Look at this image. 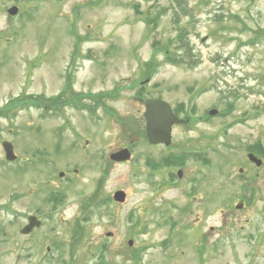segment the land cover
Listing matches in <instances>:
<instances>
[{
    "label": "rangeland",
    "instance_id": "obj_1",
    "mask_svg": "<svg viewBox=\"0 0 264 264\" xmlns=\"http://www.w3.org/2000/svg\"><path fill=\"white\" fill-rule=\"evenodd\" d=\"M181 2L185 14L176 0H0V108L17 97L56 94L68 74L75 78L72 92L120 89L107 103L114 115L102 108L95 114L67 109L63 123L24 106L0 117V144L10 142L23 158L21 164L6 162L0 146V264H62L68 255L57 243L68 244L81 205L105 170L97 198L107 201L85 224L75 264H133L127 253L139 248L141 264H264V238L251 245L241 230L249 214L264 231V179L256 205L235 209L244 147L256 140L264 146V0ZM11 6L18 9L15 16L6 13ZM158 9L165 14L147 26L144 21ZM180 30L191 48L187 57L173 45ZM169 41V56L182 60L177 65L160 50ZM148 64L149 78L143 75ZM144 99L194 109L187 124L173 127L166 151L140 135L131 139L120 122L132 116L142 130ZM211 109L218 114L205 119ZM122 148L131 159L110 162L109 155ZM201 149L203 162L188 158L181 167L157 170L146 165ZM177 170L183 181L171 186L164 177ZM200 173H212L205 187L210 197L187 198L186 179ZM49 191L65 196L55 210ZM116 191L125 193L124 203L112 200ZM28 215L42 226L23 236ZM211 228L214 247L202 262L198 232ZM101 246L107 250L100 254Z\"/></svg>",
    "mask_w": 264,
    "mask_h": 264
},
{
    "label": "flooded vegetation",
    "instance_id": "obj_2",
    "mask_svg": "<svg viewBox=\"0 0 264 264\" xmlns=\"http://www.w3.org/2000/svg\"><path fill=\"white\" fill-rule=\"evenodd\" d=\"M7 10H6V13H7ZM165 11L166 10L158 9L155 11V13L152 16H148V18L150 21H157L165 14ZM74 79H75L74 76L70 74H68L64 79L62 78L63 80L62 82H64L62 89L58 91L56 94H52L50 96H45L44 94L32 95L31 96L32 104L29 107L33 108L35 111H42L45 114H47L49 117H52V118L57 117L59 119H62L63 123L67 122V118L65 116L66 115L65 111L67 109L76 108V109L84 110V111L89 110V113L94 112L95 114L97 110L101 109V104L98 101L97 97L95 96L96 93H91V92L82 93V92H75V91L72 92V89H73L72 86L74 85ZM86 103H88V105ZM209 112L210 110L207 111L206 116H204L205 119L210 117ZM185 120H186L185 124H187L189 122V117L186 118ZM53 131L56 133L55 135L58 137L57 141L60 142V136H61L60 130L55 129ZM87 144L88 142L86 141L85 145ZM170 144L168 146H164L162 144L156 145V146H161L164 148V151H166L168 148L171 147ZM195 150H197V148ZM193 152L200 153L202 155L204 153V149H201L197 152L196 151H193ZM15 157L16 159L12 163L20 162L21 164V161L23 158L20 159L16 155ZM166 158L167 156L161 160L160 162L162 164L161 167H165V168L167 167L164 165ZM4 160H5V157H4ZM93 166L94 164L92 165V167ZM201 169H204V168H201ZM74 172H76L75 169H74ZM235 175H237L235 179H237V181L239 182V186H240L238 194L235 196L236 198L235 207L239 206L238 210H240L241 212L249 211L248 209L255 206L256 203L259 201V195L261 193V190H260L261 187L259 183L263 181L264 179V146L262 145L260 140L253 141L250 144L245 145L244 164L240 168L237 169V172L235 173ZM211 177H212V173H200L199 177H196V176L188 177L186 179V182L191 187H188V189L186 190V193H185L186 197L188 198V195L191 193L193 196V200L198 199L199 201L200 198L202 197L209 198L211 191L205 187L207 183L208 182L210 183V181L212 180ZM164 178L167 180V183L169 185L173 186L175 182H179L180 180L183 181V179H181L182 171L177 170L174 175L172 173L167 174L165 175ZM212 193L214 194L213 190H212ZM243 218H244L243 226L241 227L242 236L244 240H246L248 243H250L251 245H255L256 242H259L260 239L264 238V231H261L259 228H257L255 224L251 222L249 218V214H245ZM248 225L251 226V230L249 231H247L245 228ZM172 235L174 234L172 233ZM198 235L200 236V238H198L199 242H198V246L196 249V254L198 255L200 253L199 256L201 258V261L203 262V259H202L204 256L203 254L206 252V250L213 249L214 247V244H213L214 241L209 240L211 236L214 235V230L211 228L209 232L201 231V232H198ZM169 244H172L171 240L170 242L164 241L160 243V245L163 247H166ZM128 258L132 260L130 256H128ZM141 259H142V255H139L138 264H141L140 263ZM132 262L134 264L133 260Z\"/></svg>",
    "mask_w": 264,
    "mask_h": 264
},
{
    "label": "trees",
    "instance_id": "obj_3",
    "mask_svg": "<svg viewBox=\"0 0 264 264\" xmlns=\"http://www.w3.org/2000/svg\"><path fill=\"white\" fill-rule=\"evenodd\" d=\"M182 0H176V5L179 8V12L185 14L187 12V9L183 7L182 5ZM133 8L135 9V12L137 15H142V12L139 11V7L133 6ZM146 19V18H145ZM144 19V20H145ZM145 24L147 26H151L152 28L155 25V21H150L148 19H146ZM175 24H177V20L175 22ZM263 32V31H262ZM184 31L180 30L178 33V36H176L175 40L173 41V45L176 47L175 50H179L182 51L183 57H187L190 56L191 54V48L189 46V42L187 40H184V35H183ZM171 42L169 41L167 46L164 49H160V50H165L164 54L166 56V61L169 62L170 64H179L180 62H182L181 59H174L171 58L169 56L170 52H169V47H170ZM155 46H159L157 43H154V47ZM159 50V49H158ZM75 55V54H74ZM148 72L143 74L145 76H147V78H149V76L153 73L152 72V68L150 67L151 65L148 64ZM143 87L140 88V90L143 91ZM119 88H115L113 91L110 92H106V93H100V94H96L95 96L97 97L98 101L101 104V108L103 110L106 111L107 114L109 115H114L113 111L108 107L107 103L109 101H115L118 97H119ZM138 96L140 98H142V94L141 93H137ZM73 102V100H72ZM32 104V97H25L22 96L21 98H16L13 100H10L8 102V104H6L4 107L0 108V117H7L9 115L10 111H16L17 109H20L24 106H29ZM228 110H230V106L228 107ZM174 114L176 116H179L180 114H183L185 116V118H188L190 113H194V109H190L189 111L186 110L185 105L184 104H179L177 105V108L173 111ZM127 131V130H126ZM139 135L145 139V135H144V130L142 129L139 133ZM188 158H193L196 161H203L202 155L200 153H180L179 155H170L169 157L166 158L165 160V166L167 167H181L184 165V162L188 159ZM146 165L152 169V170H157L159 167H161V163H156L154 161H147ZM108 174V170H105L103 172V174L101 175V177L96 181V185H95V190L94 192L88 197L86 198V200H84V202L81 205V210H82V215L80 218H77L74 220V224L71 227V237L69 239L68 244H63V243H57L58 246L57 249L59 250V252H67V259L62 261V264H75L73 258H74V249H77V247L81 244L82 240L84 239L85 235H86V230H85V224L88 223L90 221V215L93 213L92 211L95 209L97 210L99 207L105 205L107 200H98L97 195L98 192L101 189V185L105 179V177ZM64 193L58 192V191H49L48 192V197H47V201L49 203L52 204V209L55 210L58 206H60V204L62 205L64 202ZM135 225L139 224L138 221H136L134 223ZM1 231V230H0ZM106 248L104 246H101L98 249V252L104 253L106 252ZM143 251V248H139V249H129L127 256H130L132 258V260L134 261V264H138V257L140 255V253ZM60 252V253H61ZM200 255V253H199ZM103 264V262H101ZM99 263V264H101Z\"/></svg>",
    "mask_w": 264,
    "mask_h": 264
},
{
    "label": "water",
    "instance_id": "obj_4",
    "mask_svg": "<svg viewBox=\"0 0 264 264\" xmlns=\"http://www.w3.org/2000/svg\"><path fill=\"white\" fill-rule=\"evenodd\" d=\"M18 12L16 7H11L7 10L9 16H15ZM144 112V131L147 142L150 145L163 144L168 146L171 142V131L175 125L183 124L185 121L176 118L168 103L162 100H145L143 102ZM217 114L216 110H211L209 116ZM130 132L132 138L139 133V124L134 120L132 116L126 117L121 122ZM1 148L4 152L5 160L12 162L16 159L13 154V148L11 143L3 141ZM131 159L130 151L126 148L120 149L109 155V160L114 163H124ZM253 159V158H252ZM259 163V162H258ZM59 178L63 176L62 173L58 174ZM113 201L116 203H124L125 193L123 191H116L113 194ZM239 209V206H236ZM41 227V221L35 216H29L27 218V224L20 230V234L27 236L33 232V230ZM109 236V235H108ZM128 245L131 246L132 242L129 241Z\"/></svg>",
    "mask_w": 264,
    "mask_h": 264
}]
</instances>
